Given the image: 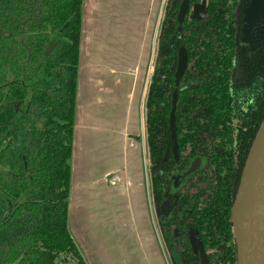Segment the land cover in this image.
Wrapping results in <instances>:
<instances>
[{
  "label": "trees",
  "instance_id": "obj_1",
  "mask_svg": "<svg viewBox=\"0 0 264 264\" xmlns=\"http://www.w3.org/2000/svg\"><path fill=\"white\" fill-rule=\"evenodd\" d=\"M181 1L165 0L143 105L154 207L172 206L157 226L174 264H201L191 233L208 264H238L231 208L264 121V21L242 41L251 0H206L205 17L189 0L179 18ZM82 4L0 0V264H84L68 229ZM195 157L203 165L175 198L173 176Z\"/></svg>",
  "mask_w": 264,
  "mask_h": 264
},
{
  "label": "crops",
  "instance_id": "obj_2",
  "mask_svg": "<svg viewBox=\"0 0 264 264\" xmlns=\"http://www.w3.org/2000/svg\"><path fill=\"white\" fill-rule=\"evenodd\" d=\"M164 3L83 0L68 229L84 264H171L153 214L143 117Z\"/></svg>",
  "mask_w": 264,
  "mask_h": 264
},
{
  "label": "water",
  "instance_id": "obj_3",
  "mask_svg": "<svg viewBox=\"0 0 264 264\" xmlns=\"http://www.w3.org/2000/svg\"><path fill=\"white\" fill-rule=\"evenodd\" d=\"M206 0L193 4L195 17H205ZM189 0H182L178 17L187 11ZM205 9V14L200 15ZM244 21L247 27L241 31L242 41L249 39V28L257 21L264 19V0H251L244 8ZM186 64V53L179 50L176 77L178 78ZM175 92L172 97L170 125L174 122ZM174 134V131H172ZM176 154V146H174ZM231 222L233 224L238 264H264V121L259 127L246 155L235 192ZM201 264H208L203 247L198 243Z\"/></svg>",
  "mask_w": 264,
  "mask_h": 264
},
{
  "label": "rangeland",
  "instance_id": "obj_4",
  "mask_svg": "<svg viewBox=\"0 0 264 264\" xmlns=\"http://www.w3.org/2000/svg\"><path fill=\"white\" fill-rule=\"evenodd\" d=\"M194 9L195 8L192 6V8L190 9V14L191 15H196V12H195L196 10H194ZM204 14H205V9L203 8V11H202V13L200 15H204ZM160 20H161V17H160ZM159 25H160V21L158 23V30H159ZM158 30H157V32H158ZM152 68H153V64H152V67H150V71H149L150 75H151V72H152ZM144 97H145V92H144ZM144 100H145V98H144ZM146 157H147V154H146ZM202 165H203V159L200 158V157H195L190 162V165H189L188 169L182 171L181 173L174 174L173 179H172L171 192H172V195L175 198H178L180 196L179 189H180V187L182 185L183 180L187 177V175L192 173V172H194L195 170L199 169ZM146 167L148 169V160L147 159H146ZM153 214H154V218L155 217H169L170 214H171V204L168 201H164L159 206L158 209H153ZM180 234H182L181 230L178 229V230L175 231V235L176 236H180ZM159 237H160V241L162 242V244H164V240L168 239L169 235L167 233H165L164 235L160 233ZM190 238H191V243H192L193 249L195 251H198L199 250L198 243H197L193 233H191ZM169 247H170V249H173V247H172V245L170 243H169ZM169 258H170L171 264H174L172 262L173 261L172 260L173 257L169 256ZM173 259H175V257ZM68 261L71 262V263H69ZM56 262H57V264H77L78 263V262H76L74 257H72L71 255H64V256L60 255L57 258Z\"/></svg>",
  "mask_w": 264,
  "mask_h": 264
},
{
  "label": "built area",
  "instance_id": "obj_5",
  "mask_svg": "<svg viewBox=\"0 0 264 264\" xmlns=\"http://www.w3.org/2000/svg\"><path fill=\"white\" fill-rule=\"evenodd\" d=\"M118 179V176L116 175V174H114L112 177H111V179H110V183L111 184H115V181Z\"/></svg>",
  "mask_w": 264,
  "mask_h": 264
},
{
  "label": "flooded vegetation",
  "instance_id": "obj_6",
  "mask_svg": "<svg viewBox=\"0 0 264 264\" xmlns=\"http://www.w3.org/2000/svg\"><path fill=\"white\" fill-rule=\"evenodd\" d=\"M260 21H264V19L259 20V21H257V22H260ZM257 22H256V23H257ZM249 39H250V33H249ZM249 39H248V40H249ZM187 169H188V168H187ZM153 201H154V200H153ZM153 204H154V203H153ZM158 208H159V207H158ZM158 208L154 207V209H158ZM171 210H172V206H171ZM156 218H157V217H156Z\"/></svg>",
  "mask_w": 264,
  "mask_h": 264
}]
</instances>
